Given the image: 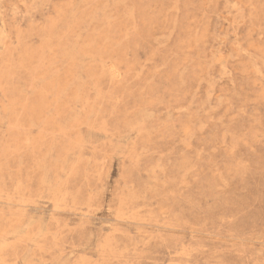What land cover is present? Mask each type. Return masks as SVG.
Returning <instances> with one entry per match:
<instances>
[{"label":"rangeland","instance_id":"obj_1","mask_svg":"<svg viewBox=\"0 0 264 264\" xmlns=\"http://www.w3.org/2000/svg\"><path fill=\"white\" fill-rule=\"evenodd\" d=\"M0 264H264V0H0Z\"/></svg>","mask_w":264,"mask_h":264}]
</instances>
